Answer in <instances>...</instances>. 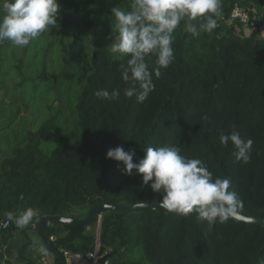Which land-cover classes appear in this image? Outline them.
Segmentation results:
<instances>
[{
	"label": "trees",
	"instance_id": "1",
	"mask_svg": "<svg viewBox=\"0 0 264 264\" xmlns=\"http://www.w3.org/2000/svg\"><path fill=\"white\" fill-rule=\"evenodd\" d=\"M59 3L58 28L25 48L0 44V76L16 72L19 86L49 69L57 106L24 139L0 140V224L6 212L19 214L27 207L40 211L32 225L41 216L69 215L72 208L101 201L158 202L160 194L141 187L135 170L123 175L122 164L105 158L117 146L135 149L134 162L146 147L178 146L182 155L203 160L214 178L230 179L242 214L263 218L264 36L228 33L226 24L235 3L261 16L264 0H221L218 27L199 38L182 23L174 32L175 59L160 78L153 76L155 88L142 103L123 95L121 61L109 52L115 36L110 10L125 7L126 0ZM116 88L117 101L94 95ZM233 126L253 140L247 164L235 160L231 145L218 141L220 131ZM84 227L52 222L46 235L59 249L78 254L98 242L100 251L109 248L112 264H264V224L235 218L209 230L195 213L179 216L155 206L101 214L98 236ZM20 230L11 223L0 226V243L6 245ZM55 261L60 264L59 257Z\"/></svg>",
	"mask_w": 264,
	"mask_h": 264
},
{
	"label": "clouds",
	"instance_id": "2",
	"mask_svg": "<svg viewBox=\"0 0 264 264\" xmlns=\"http://www.w3.org/2000/svg\"><path fill=\"white\" fill-rule=\"evenodd\" d=\"M61 5L59 0H0V44L25 48L43 35L58 28ZM112 31L115 32L109 52L121 61V80L127 85L123 95L144 102L155 88L153 76L161 77L175 59L174 32L183 23V30L193 38L201 33L211 34L222 18L221 0H126L125 7L110 10ZM198 23H194L197 22ZM154 57V60H153ZM94 95L104 101H117L119 88L111 92L98 89ZM202 120L209 119L207 114ZM219 143L234 149L237 162L247 164L251 159L252 139H244L232 127L220 131ZM144 155L134 162L135 149L123 146L110 148L106 159L123 165L122 174L131 176L133 170L141 176V187L160 194L159 207L179 216L196 214V219L208 229L216 223L237 218L243 202L231 190L226 177H213L207 164L198 158L182 155L178 146L146 147ZM6 222L23 229L40 215L39 209L27 207L19 214L9 211ZM46 254V250L40 249Z\"/></svg>",
	"mask_w": 264,
	"mask_h": 264
},
{
	"label": "rangeland",
	"instance_id": "3",
	"mask_svg": "<svg viewBox=\"0 0 264 264\" xmlns=\"http://www.w3.org/2000/svg\"><path fill=\"white\" fill-rule=\"evenodd\" d=\"M32 70L31 66L28 72ZM49 71L48 69L46 74H35L31 80L27 79L19 86L15 80L19 77L16 72V77L12 73L0 76V140L20 141L25 138L28 131H37L40 125L55 113L57 106L53 101ZM87 209L88 206L72 208L68 214L83 217ZM84 231L98 236L99 222L85 226ZM27 236L33 243L39 242L37 235L30 232ZM97 245V261L99 259L102 261L95 264H102L106 258L111 257L108 256L110 250L107 248L100 251L98 242Z\"/></svg>",
	"mask_w": 264,
	"mask_h": 264
},
{
	"label": "water",
	"instance_id": "4",
	"mask_svg": "<svg viewBox=\"0 0 264 264\" xmlns=\"http://www.w3.org/2000/svg\"><path fill=\"white\" fill-rule=\"evenodd\" d=\"M159 206L158 202H141V203H133V204H109L105 201H101L99 203L92 204L88 207L87 212L83 217H76L70 215H44L36 219V221L28 226L26 229L23 228L20 230V234L23 235L25 239V243L22 245L20 252L24 250L25 247L30 245L32 241L28 238L26 230L36 233L39 238L44 242L47 249H49L52 253H54L60 259V264H67L66 256L62 249H59L53 242L51 238H48L46 232L48 231L52 222H59L64 224L71 225H81L87 226L90 225L94 218L97 219L100 226V218L101 214L111 211V212H125L130 209L137 208H145V207H155ZM238 220H242L249 223L255 224H264V217H253L249 215H244L240 213L237 218ZM1 246V244H0ZM115 262L113 257L106 258L102 264H112Z\"/></svg>",
	"mask_w": 264,
	"mask_h": 264
},
{
	"label": "crops",
	"instance_id": "5",
	"mask_svg": "<svg viewBox=\"0 0 264 264\" xmlns=\"http://www.w3.org/2000/svg\"><path fill=\"white\" fill-rule=\"evenodd\" d=\"M261 16H264V14ZM226 30L228 33L233 32L240 36H264V23H255L252 19L248 24H234L228 20ZM30 232L28 231L27 235ZM31 233L37 235L34 232ZM37 237L39 239L38 243L32 242L21 252L20 249L25 243V239L20 233L16 232L6 245L0 243V264H57L55 261L56 255L42 245L38 235ZM40 249L46 250V254L41 252ZM72 261L70 258V262Z\"/></svg>",
	"mask_w": 264,
	"mask_h": 264
},
{
	"label": "built area",
	"instance_id": "6",
	"mask_svg": "<svg viewBox=\"0 0 264 264\" xmlns=\"http://www.w3.org/2000/svg\"><path fill=\"white\" fill-rule=\"evenodd\" d=\"M252 19H254L255 23L264 22V16L256 15L251 6H242L239 3L234 4L229 15V21L234 24H248ZM0 226L5 229L8 226V222L5 221L1 223ZM50 238L54 239L53 236ZM63 252L66 256L67 264H95L98 259L97 243L92 251H87L84 254L71 253L65 250H63ZM69 257L73 260L72 262H70Z\"/></svg>",
	"mask_w": 264,
	"mask_h": 264
}]
</instances>
